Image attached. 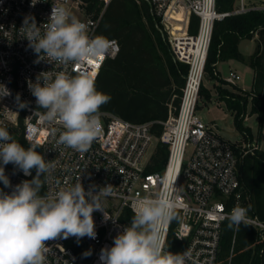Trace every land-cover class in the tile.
Wrapping results in <instances>:
<instances>
[{"label":"built area","instance_id":"built-area-1","mask_svg":"<svg viewBox=\"0 0 264 264\" xmlns=\"http://www.w3.org/2000/svg\"><path fill=\"white\" fill-rule=\"evenodd\" d=\"M98 1L104 4L99 14L88 11L93 0H33L34 6L32 0H0V84L11 92L10 96L0 97V127L6 128L25 148L35 144L36 151L50 163L49 171L40 178V194L66 190L79 180L86 191L92 185L97 186V192L100 187L112 186L111 194L100 197L112 219L106 221L101 211L93 213L96 238L85 236L78 241L76 237H57L47 241L49 252L44 264H101V249L112 247L114 238L130 224L125 219L127 211L133 214V202L173 182L177 218L165 226V250H190L196 264H220L226 214L236 205L245 207L241 200L239 156L253 154L260 146L250 139L231 143L205 123L197 114L200 90L216 22L251 11L264 12V0H235L234 10L229 12H219L217 0H137L148 3L174 58L188 66L179 106L169 111L166 120L159 121L163 127L159 137L153 132L154 122H131L99 111L102 132L87 152L80 153L57 144L62 126L45 118V109L37 106L28 82L35 83L41 72H66L73 76L87 73L96 79L106 60L118 55L120 45L116 39L107 38L110 47L103 60L66 66L47 60L36 63L37 54L29 47L26 32L21 28L26 17H34L43 33L42 24L48 22L54 5L64 7L85 23L90 37L101 35L99 25L112 0ZM192 15L199 21L195 34L189 32ZM239 79L232 72L224 81L234 85ZM17 93L21 101L28 102L26 108L18 107ZM158 141L167 145L168 157L160 170L149 172ZM189 144L194 149L186 159ZM31 172L25 176L13 164L6 165L11 187L4 192L11 194L17 184L31 180L36 175L35 169ZM248 216L253 225L249 227L256 231L261 244L260 264H264V220ZM237 230L234 229L235 234ZM233 249L234 246L227 264H231ZM89 250L91 255L84 256Z\"/></svg>","mask_w":264,"mask_h":264},{"label":"clouds","instance_id":"clouds-1","mask_svg":"<svg viewBox=\"0 0 264 264\" xmlns=\"http://www.w3.org/2000/svg\"><path fill=\"white\" fill-rule=\"evenodd\" d=\"M36 2L32 0L33 6ZM42 25L43 33L34 17H26L21 28L37 54L36 63L47 60L65 66L83 64L103 60L108 53L107 38L90 37L87 25L62 6L53 5L48 22ZM28 87L37 106L45 109V118L62 126L57 144L87 152L102 132L99 110L111 99L96 89L94 75L41 72L35 83L28 82ZM10 95V90L0 84V97ZM15 99L20 109L28 106V102L20 100L19 93ZM9 163L25 176H30L32 169L36 175L17 184L11 194L0 189V264H44L49 252L47 241L57 237L95 239L93 213L101 211L106 221L112 219L100 202L101 196L111 194L110 184L98 192L95 185L86 191L79 180L66 190L41 195L40 178L49 171L50 163L36 151L35 144L25 148L0 127V183L4 187H11L5 174ZM174 185L175 182L165 183L133 202L130 224L114 238L112 247L101 249V264H196L190 250L174 253L164 247L165 226L177 218ZM248 212L246 207L234 206L226 214L228 227L253 226ZM89 255L90 250L84 253Z\"/></svg>","mask_w":264,"mask_h":264},{"label":"trees","instance_id":"trees-1","mask_svg":"<svg viewBox=\"0 0 264 264\" xmlns=\"http://www.w3.org/2000/svg\"><path fill=\"white\" fill-rule=\"evenodd\" d=\"M93 1L88 5V11L99 14L104 4L98 0ZM234 8L235 0H217L219 12L233 11ZM198 22V18L192 15L189 24L191 34L197 33ZM99 31L106 38L116 39L120 45L118 55L106 60L95 79L96 89L111 97L99 111L116 114L131 122H154L153 132L159 137L163 130L159 121L166 120L169 111L179 106L188 71L187 64L174 58L166 35L145 1L112 0L105 8ZM256 31H259L264 40V12L251 11L217 21L205 70L211 77H218L213 71H216L219 60L233 58L247 61L255 71L251 92L253 113L262 121L264 49L257 44L255 54L248 59L238 51L239 41L252 38ZM203 94L210 99L208 91L201 87L200 95ZM219 94L234 113L237 128L248 136L249 128L243 126L244 110L248 101L246 93L236 95V92L220 87ZM167 157V145L158 141L151 155L149 172L160 170ZM238 170L242 185L241 200L249 209L248 214L264 220V151L247 154L243 163L238 164ZM126 216L125 220L130 222L133 214L127 211ZM228 223H225L222 236L220 264L228 263L233 246L231 264H260L261 244L256 231L241 225L235 234L234 228H229ZM171 239L172 235L169 240Z\"/></svg>","mask_w":264,"mask_h":264},{"label":"rangeland","instance_id":"rangeland-1","mask_svg":"<svg viewBox=\"0 0 264 264\" xmlns=\"http://www.w3.org/2000/svg\"><path fill=\"white\" fill-rule=\"evenodd\" d=\"M252 35V38L255 40L244 38L238 43V50L246 57L255 54L257 44L261 46L262 50L264 49V40L261 38L259 31L254 32ZM231 63L232 62L225 59L221 60L220 65L216 68L220 72L219 77H211L205 70L202 87L208 91L210 99L207 98L206 94L200 95L197 114L205 123L212 125L221 137L231 143H243L250 139L252 144H259L260 150H257L258 152L264 151V119L261 121L259 116L253 113V100L251 97L253 73L252 71L236 70ZM213 72L216 74V71ZM232 72H235L242 78V81H237V86L242 88L248 96V101L244 110L245 118L243 120V126L249 128L250 131L248 136H245L244 133L237 128L235 125L234 113L228 108L226 101L219 97L220 87L231 92H236V95H243L242 91L224 81ZM193 149V144H189L186 150V159L190 157ZM246 155L247 154H240L239 163H243ZM0 189L5 191L6 187L0 183Z\"/></svg>","mask_w":264,"mask_h":264},{"label":"crops","instance_id":"crops-1","mask_svg":"<svg viewBox=\"0 0 264 264\" xmlns=\"http://www.w3.org/2000/svg\"><path fill=\"white\" fill-rule=\"evenodd\" d=\"M251 39H254V38H251ZM255 40V39H254ZM239 51V50H238ZM240 52V51H239ZM241 53V52H240ZM242 54V53H241ZM246 59H248L249 57H246L244 54H242ZM251 57V56H250ZM225 60H227V61H230V62H232L231 64H232V66H234V68L236 69V70H246L247 72L248 71H252V73H253V84H254V80H255V71H254V69L249 65V63L247 62V61H245V62H242V61H239V60H236V59H233V58H230V59H225ZM220 62H221V60H219L217 63H216V68L220 65ZM243 66H246V67H243ZM216 73H217V75H218V77H219V75H220V72L218 71V69H216ZM235 73V72H234ZM239 76V75H238ZM240 77V76H239ZM237 81H242V78L240 77V79L239 80H237ZM237 81H236V83L233 85L234 87H236L237 89H239L240 91H242L243 93H246L242 88H240V87H238L237 85ZM252 89H253V87H252Z\"/></svg>","mask_w":264,"mask_h":264}]
</instances>
